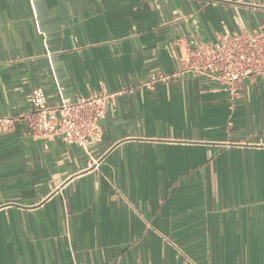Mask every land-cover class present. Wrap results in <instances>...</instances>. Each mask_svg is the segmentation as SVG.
<instances>
[{
    "label": "crops",
    "instance_id": "obj_1",
    "mask_svg": "<svg viewBox=\"0 0 264 264\" xmlns=\"http://www.w3.org/2000/svg\"><path fill=\"white\" fill-rule=\"evenodd\" d=\"M259 27L264 0H0V264H264V78L139 86ZM35 87L112 94L100 134L33 138Z\"/></svg>",
    "mask_w": 264,
    "mask_h": 264
},
{
    "label": "built area",
    "instance_id": "obj_2",
    "mask_svg": "<svg viewBox=\"0 0 264 264\" xmlns=\"http://www.w3.org/2000/svg\"><path fill=\"white\" fill-rule=\"evenodd\" d=\"M181 62L178 72L151 75L139 86L151 89L158 82L187 73L216 82L230 99H235L246 80L264 78V28L219 34L211 42L191 39L184 46ZM111 95L93 92L89 96H78L70 103L62 101L50 106L44 90L35 87L29 97L31 110L22 118L33 138L59 136L67 144L85 148L90 138L100 134ZM17 120L16 117L0 116V131L12 128Z\"/></svg>",
    "mask_w": 264,
    "mask_h": 264
}]
</instances>
